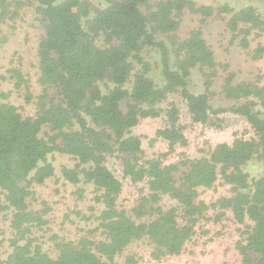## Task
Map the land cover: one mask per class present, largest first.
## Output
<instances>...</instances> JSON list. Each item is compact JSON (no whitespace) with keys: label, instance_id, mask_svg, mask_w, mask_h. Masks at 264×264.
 Instances as JSON below:
<instances>
[{"label":"trees","instance_id":"trees-1","mask_svg":"<svg viewBox=\"0 0 264 264\" xmlns=\"http://www.w3.org/2000/svg\"><path fill=\"white\" fill-rule=\"evenodd\" d=\"M27 4L34 6L43 26L37 47L40 91L32 115L2 101L8 93L0 91V216L9 213L11 231L0 264L114 263L131 242L144 238L152 246V258L177 256L198 221H219L226 214L240 226L234 244L240 264H264L262 76L236 80L230 65L217 61L203 32L208 18L223 17L239 47L254 60L263 58L264 42L252 46V39L264 33V16L254 3L235 8L228 2L196 0H0V22L16 20ZM187 15L197 22L181 36ZM147 50L156 52L154 63L144 55ZM154 69L159 82L150 75ZM194 70L202 75V91L191 88ZM219 71L220 94L234 101L228 106L210 101ZM9 72L16 88L25 87L24 100L32 101L21 70ZM170 93L179 95L192 123L220 128L221 115L232 112L246 121L253 136L234 132L231 141L214 144L207 154L181 153L167 162L176 145L187 143L178 105L159 106ZM161 115L164 125L156 136L167 149L145 158L141 137L132 129L141 118ZM45 127L49 132L42 134ZM53 152L77 160L73 167H61L62 179L91 184L93 202L101 206L91 215L96 225L76 240L56 241L54 256L31 236L32 228L47 224L43 214L48 208H30L33 185L55 174L49 160ZM113 154L120 159L122 177L141 185L129 209L119 205L123 181L107 165L106 156ZM253 159L262 166L256 177L244 169ZM219 179L229 194L210 202L200 199V191ZM95 232L100 238L90 237ZM126 262L136 260L127 256Z\"/></svg>","mask_w":264,"mask_h":264},{"label":"rangeland","instance_id":"rangeland-1","mask_svg":"<svg viewBox=\"0 0 264 264\" xmlns=\"http://www.w3.org/2000/svg\"><path fill=\"white\" fill-rule=\"evenodd\" d=\"M98 2V0H93ZM200 3L217 5L228 2L238 8L248 0H196ZM254 3L259 12L264 16V0H249ZM34 6L27 4L22 7L20 17L14 21L6 20L0 22V91L8 93L6 99L18 106L24 115L35 113L34 97L39 93L40 87L38 78V57L37 47L40 36L43 34V26ZM197 22V18L187 15L181 26L180 35L186 33ZM203 32L208 43L213 48L216 59L219 62L228 63L230 69L236 73V80H254L255 76H262L264 84V57L254 60L246 50L239 47L237 39L232 38L231 32L225 26V18L210 17L203 24ZM258 41L264 42V33L259 38L252 39V46ZM144 55L154 63L156 52L145 51ZM10 68L20 69L24 77L29 81V90L32 94V101L26 102L24 86L16 88L15 79L11 77ZM156 82L160 81L158 70L154 69L151 74ZM223 73L219 71L211 88L210 101L214 106H228L234 101L224 99L220 94V85ZM191 88L194 91H202V75L193 71ZM170 102H175L180 111V122L184 126V134L187 139L186 145H176L175 151L168 156L167 162L175 161L181 153L189 157H200L207 154L211 146L222 141H231L233 133L237 132L245 137L253 136V131L246 121L239 115L232 112H225L221 115L222 126L220 128L192 123L186 113V108L177 93L167 95L159 106L166 108ZM164 125V116L156 118H141L138 124L132 129V133L141 137L142 148L145 158H151L167 149L166 141L156 136L157 129ZM49 132L43 128V133ZM107 165L123 181V192L118 199L119 205L129 209L136 202L138 187L122 177L120 159L113 155H107ZM49 160L55 166V174L41 185H33L35 198L30 201V208L41 210L48 208L43 214L47 221L43 227L32 228L31 236L37 239L44 251L54 256L57 253L55 243L61 239L76 240L86 231L96 225L91 215L98 214L100 205L93 202L94 187L89 183L73 185L66 183L61 176L62 166L73 167L77 160L74 158L53 152L49 154ZM251 177L259 176L262 171L261 163L253 159L244 166ZM229 190L222 179H219L211 188L200 191V199L206 202L215 200L221 195H228ZM43 202L46 204L43 205ZM165 204L173 203L164 199ZM90 206L96 207L95 210ZM78 212V213H77ZM213 211H210L212 214ZM240 226L235 224L230 214H226L221 220L214 221L204 219L195 225V233L187 242L183 252L177 256H167L161 259H154L150 253L152 246L144 238L131 242L124 251L119 253L114 263L107 264H128L127 256H133L135 264H240V256L234 248L235 242L240 238ZM9 213L0 216V260L8 252L7 239L10 237ZM56 235L59 239H55ZM91 238H100L99 232L90 235Z\"/></svg>","mask_w":264,"mask_h":264}]
</instances>
